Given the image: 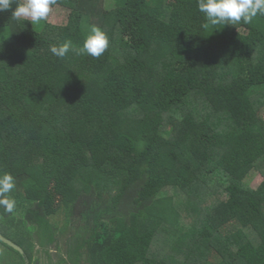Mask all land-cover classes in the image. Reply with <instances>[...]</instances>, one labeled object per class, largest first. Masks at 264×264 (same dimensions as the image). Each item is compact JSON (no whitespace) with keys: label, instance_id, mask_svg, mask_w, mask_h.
Segmentation results:
<instances>
[{"label":"trees","instance_id":"1","mask_svg":"<svg viewBox=\"0 0 264 264\" xmlns=\"http://www.w3.org/2000/svg\"><path fill=\"white\" fill-rule=\"evenodd\" d=\"M16 6L0 11L16 200L0 233L29 256L63 213L82 226L59 264H264V17L205 28L197 0H57L65 23L34 26ZM92 25L100 57L50 52Z\"/></svg>","mask_w":264,"mask_h":264},{"label":"clouds","instance_id":"2","mask_svg":"<svg viewBox=\"0 0 264 264\" xmlns=\"http://www.w3.org/2000/svg\"><path fill=\"white\" fill-rule=\"evenodd\" d=\"M17 6L12 17L24 18L31 24H40L46 21L57 5V0H0V11L9 10L12 4ZM198 10L205 15L206 23L203 27L217 25H234L239 22L251 23L258 15L264 17V0H197ZM109 47V37L100 27L92 25L90 33L84 40L81 48H73L70 41L59 46H50V52L58 57L65 58L69 52L76 55H90L98 58ZM15 188V179L8 172L0 174V207L5 213H13L16 208V200L11 196Z\"/></svg>","mask_w":264,"mask_h":264},{"label":"flooded vegetation","instance_id":"3","mask_svg":"<svg viewBox=\"0 0 264 264\" xmlns=\"http://www.w3.org/2000/svg\"><path fill=\"white\" fill-rule=\"evenodd\" d=\"M3 237L6 238L5 236ZM8 240L19 246L13 240ZM29 241L32 254L28 256L25 255L22 247L19 246L23 251V253H20L0 240V264H59V260L64 258L58 250V243L55 247V244L42 246L40 244L41 240L37 238L29 239ZM15 251L19 254H16Z\"/></svg>","mask_w":264,"mask_h":264},{"label":"rangeland","instance_id":"4","mask_svg":"<svg viewBox=\"0 0 264 264\" xmlns=\"http://www.w3.org/2000/svg\"><path fill=\"white\" fill-rule=\"evenodd\" d=\"M104 5L107 10L114 8L115 0H104ZM68 16V11L60 6H55L52 13H50L46 22L51 24H63L65 23ZM43 22V21H42ZM39 24H34L38 26ZM261 177L259 175H254L250 180L249 184L252 188H255L260 182ZM66 216L63 213H59L56 216L51 217V222L54 221L57 223V227L64 228L62 233L56 234V241H58L59 252L62 253L63 257L65 256V250L69 245V240L73 233L76 232L81 226L82 223L78 219L67 220ZM34 237V235H33ZM36 238V237H34Z\"/></svg>","mask_w":264,"mask_h":264},{"label":"water","instance_id":"5","mask_svg":"<svg viewBox=\"0 0 264 264\" xmlns=\"http://www.w3.org/2000/svg\"><path fill=\"white\" fill-rule=\"evenodd\" d=\"M0 240L3 243L7 244L8 246L12 247L14 250L19 251L20 253H23L22 249L19 246H17L16 244L11 242L10 240L4 238L1 234H0Z\"/></svg>","mask_w":264,"mask_h":264}]
</instances>
